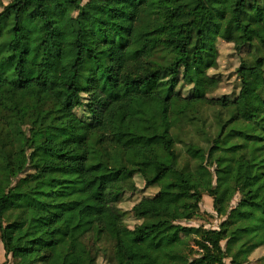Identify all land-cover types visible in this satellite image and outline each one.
Returning a JSON list of instances; mask_svg holds the SVG:
<instances>
[{"label":"trees","instance_id":"obj_1","mask_svg":"<svg viewBox=\"0 0 264 264\" xmlns=\"http://www.w3.org/2000/svg\"><path fill=\"white\" fill-rule=\"evenodd\" d=\"M70 8L71 70L53 22ZM65 71L64 119L82 137L57 134L62 153L49 138L58 160L36 164V130L7 91L49 93ZM250 74L263 81L247 113ZM131 97L167 113L150 174L137 140L115 132L119 113L138 119ZM204 195L222 221L180 229L199 248L189 264H264V0H0V243L13 264H134L137 244L200 219Z\"/></svg>","mask_w":264,"mask_h":264},{"label":"rangeland","instance_id":"obj_2","mask_svg":"<svg viewBox=\"0 0 264 264\" xmlns=\"http://www.w3.org/2000/svg\"><path fill=\"white\" fill-rule=\"evenodd\" d=\"M104 13L99 15L100 18ZM54 25L57 23L55 43L63 50V67H71L74 58L70 57L69 47L72 35L75 30V11L70 8L62 14L53 17ZM97 26V25H96ZM56 29V27H55ZM230 45L225 41H220V62L224 68L232 65V60L227 56ZM61 68V69H62ZM71 70V68H70ZM49 78V93H41L37 88H30L26 91L11 89L7 91L10 95V102L15 105L20 118L23 120V127L28 132L30 128L36 130V143L28 154L33 163L47 164L58 160L57 155H49L43 151L44 142L54 139L52 145L58 153L59 144L63 143L57 134L64 132L65 138L75 137L80 139L81 133L71 134L68 122L64 119L62 103L66 102L70 95L64 88L63 83L69 80V72L51 73ZM262 75H249V91L247 98L242 104L245 112H250L259 105L258 90L262 84ZM131 109L138 116V119L127 122L121 113L117 115L115 132L120 135H128L129 138L137 140V151L145 164V170L151 173L154 165V156L151 153V146L158 143V137L167 124V113L161 99H145L141 97H131ZM111 109H122L119 104H115ZM76 127H80L78 123ZM89 181L95 191L94 183L97 181V173H91ZM118 182V179H114ZM238 201V197L233 200V205ZM202 217L195 221H181L173 223L165 229L159 231L148 241L137 244L132 250L134 264H189L199 255V248L194 243L193 237L181 228L191 226H204L208 229H217L221 223L220 216L213 209L212 198L204 195L200 203ZM87 254L80 256L82 264L88 262ZM0 264H13L12 259L5 255L3 245L0 243Z\"/></svg>","mask_w":264,"mask_h":264}]
</instances>
